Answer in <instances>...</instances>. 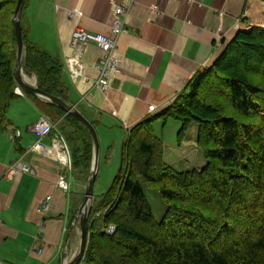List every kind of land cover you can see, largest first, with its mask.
Masks as SVG:
<instances>
[{
  "label": "trees",
  "instance_id": "obj_1",
  "mask_svg": "<svg viewBox=\"0 0 264 264\" xmlns=\"http://www.w3.org/2000/svg\"><path fill=\"white\" fill-rule=\"evenodd\" d=\"M28 1L20 14L22 69L35 74L38 88L66 101L59 59L24 32ZM16 3L0 0V133L8 125L10 102L18 97ZM46 103L59 114L56 128L70 143L73 171L88 176L90 130ZM169 118L181 123L179 142L197 125L206 160L200 170L179 172L164 162L153 125ZM143 186L156 189L166 205L160 222ZM110 225L115 229L107 233ZM77 264H264V16L241 19L211 65L196 72L167 107L128 131L111 185L94 196L87 245Z\"/></svg>",
  "mask_w": 264,
  "mask_h": 264
},
{
  "label": "crops",
  "instance_id": "obj_2",
  "mask_svg": "<svg viewBox=\"0 0 264 264\" xmlns=\"http://www.w3.org/2000/svg\"><path fill=\"white\" fill-rule=\"evenodd\" d=\"M116 2L129 10L126 32L117 41L121 71L111 76L106 93L94 83L102 51L94 44L73 43L71 34L76 28L108 33L114 18L109 0H29L22 17L27 38L59 59L69 93L65 102L75 105L94 125L104 144L112 135L123 142L135 124L175 100L191 77L211 65L223 44L234 38L241 19L257 21L264 16L256 12L259 0ZM73 61L80 66V73L70 69ZM23 77L37 85L35 74L23 73ZM17 90L18 97L7 110V128L0 133L1 264H66L79 247L78 226L71 228L81 204L77 203L78 177L70 151V168L55 157L24 155L37 139L32 125L43 113L30 94L18 85ZM151 105L155 106L152 112ZM56 135L65 140L55 126L43 143L52 145ZM197 138L198 127L192 123L180 147L185 158L193 159L192 168L200 170L206 160L196 147ZM21 157L30 164L32 173H22L14 180L5 178L8 167ZM60 175L68 180L67 190L57 185ZM46 196L52 198L51 207L43 213L40 209Z\"/></svg>",
  "mask_w": 264,
  "mask_h": 264
},
{
  "label": "built area",
  "instance_id": "obj_3",
  "mask_svg": "<svg viewBox=\"0 0 264 264\" xmlns=\"http://www.w3.org/2000/svg\"><path fill=\"white\" fill-rule=\"evenodd\" d=\"M189 2H193L195 0H188ZM113 7V23L110 27V31L108 33L101 32H91L86 31L80 28H76L72 31L71 39L73 43H81L85 44H94L102 51V57L97 61L96 68L98 71V76L95 79V86L106 93L110 88V79L113 74L117 75L120 73L121 68L119 65V57L117 54V41L118 37L126 32L124 28L125 17L128 13V7L123 4H119L116 0H109ZM153 9H156V6L153 5ZM75 13H71L70 16H74ZM77 62H72L70 69L73 73H80V66L76 65ZM19 93V91H16ZM155 110V106H149V111L152 112ZM60 121V119L56 123L50 122L43 115L38 118V120L32 125V130L37 136L36 141L29 145L26 149V153H40L47 156L55 157L60 163L64 166L69 167L70 157L69 150L67 144L62 136L56 135V138L53 139V143L50 146H47L43 143L42 139L45 136L51 135L56 124ZM16 136H19L20 132H15ZM23 155V156H24ZM22 173H32L31 166L28 162H26L23 157L19 160L15 161L4 173V177L9 180H14ZM58 187L61 189H68V180L64 175H60L57 181ZM51 196H46L42 201L41 212H47L51 207ZM114 226L110 225L106 232L112 233L114 231ZM1 264V260H0Z\"/></svg>",
  "mask_w": 264,
  "mask_h": 264
},
{
  "label": "rangeland",
  "instance_id": "obj_4",
  "mask_svg": "<svg viewBox=\"0 0 264 264\" xmlns=\"http://www.w3.org/2000/svg\"><path fill=\"white\" fill-rule=\"evenodd\" d=\"M256 12L264 14V2H260V6H258ZM23 73L25 74L24 71ZM16 91H17V87L15 88V92ZM31 96L33 97V99H35L34 101H36L37 104L39 105V109L43 113V116L49 119L50 122L56 123L59 119V114L56 112V110L51 108L46 102L38 100V96L34 94H31ZM180 128H181V123L173 118H169L166 120L159 119L153 125V131L155 135H157L163 142L162 156L164 162L172 166L176 171L183 172L188 169H193L191 165L193 159H191L189 156L185 158V156L183 155L184 152L182 151V148L180 146L185 136L179 142L178 132ZM99 134L100 133L97 132V138L99 142V160H98L97 176L95 179L94 189H93L94 196L102 194L111 185L120 164V151L122 145V139L120 140V137L118 135L111 134L112 136H109L107 138L108 143L104 144L103 140L100 141ZM65 140L67 142L66 144L68 145L71 154L72 152L70 149V143L67 141V139ZM196 145H197L196 147H198V149L200 150L198 146V138ZM107 151L108 154H106ZM87 178L88 176L78 177L76 179L77 180L76 188L78 194L77 203H81L83 200ZM73 185L74 188L72 189L74 191L76 190L75 182ZM143 188L147 196V199L151 205L155 220L157 222H160L164 216L166 205L164 201L161 199L156 189L146 186H143Z\"/></svg>",
  "mask_w": 264,
  "mask_h": 264
},
{
  "label": "water",
  "instance_id": "obj_5",
  "mask_svg": "<svg viewBox=\"0 0 264 264\" xmlns=\"http://www.w3.org/2000/svg\"><path fill=\"white\" fill-rule=\"evenodd\" d=\"M25 0H17L14 14L12 17V23L14 26V32L17 39V54L14 66V75L17 85L24 91L30 94H34L45 102L52 103L64 111L65 114H70L81 123L86 125L90 130L92 141H93V156L91 161L90 172L87 178L86 188L83 195V200L79 205L75 216L73 218L71 228L76 225L79 229V247L75 257L66 264H77L84 255L87 237H88V218L93 206L94 199V183L97 175L98 160H99V142L97 138V132L94 125L81 113L73 104H69L59 97L48 94L45 91L38 88L37 85H31L24 80L23 69H22V58L24 55V40L23 32L20 20L21 10L23 8Z\"/></svg>",
  "mask_w": 264,
  "mask_h": 264
}]
</instances>
